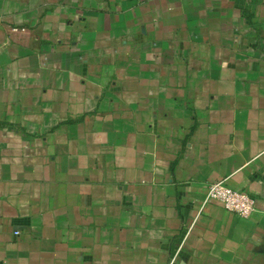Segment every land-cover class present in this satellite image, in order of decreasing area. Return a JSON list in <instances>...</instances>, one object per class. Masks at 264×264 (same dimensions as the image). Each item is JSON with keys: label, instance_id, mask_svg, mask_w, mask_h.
I'll list each match as a JSON object with an SVG mask.
<instances>
[{"label": "crops", "instance_id": "obj_1", "mask_svg": "<svg viewBox=\"0 0 264 264\" xmlns=\"http://www.w3.org/2000/svg\"><path fill=\"white\" fill-rule=\"evenodd\" d=\"M168 263L264 264V0H0V264Z\"/></svg>", "mask_w": 264, "mask_h": 264}, {"label": "built area", "instance_id": "obj_2", "mask_svg": "<svg viewBox=\"0 0 264 264\" xmlns=\"http://www.w3.org/2000/svg\"><path fill=\"white\" fill-rule=\"evenodd\" d=\"M210 200L218 201L224 209L241 217L249 216L254 210V198L249 192L231 188L224 184L222 180L207 184L201 203L203 205ZM16 232L17 230H14V233ZM172 258H170L169 263H171Z\"/></svg>", "mask_w": 264, "mask_h": 264}]
</instances>
